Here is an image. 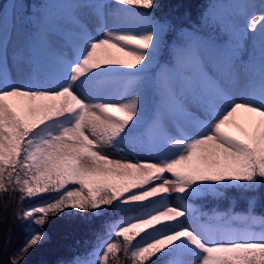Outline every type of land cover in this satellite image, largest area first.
Segmentation results:
<instances>
[{"label": "snow or ice", "instance_id": "1", "mask_svg": "<svg viewBox=\"0 0 264 264\" xmlns=\"http://www.w3.org/2000/svg\"><path fill=\"white\" fill-rule=\"evenodd\" d=\"M162 7L0 0V192L24 229L11 253L0 237L7 264L66 215L107 217L108 239L59 264H264V0Z\"/></svg>", "mask_w": 264, "mask_h": 264}, {"label": "trees", "instance_id": "2", "mask_svg": "<svg viewBox=\"0 0 264 264\" xmlns=\"http://www.w3.org/2000/svg\"><path fill=\"white\" fill-rule=\"evenodd\" d=\"M7 0H5L6 3ZM31 8L34 0H20ZM208 0H160L162 8L157 9V14L167 13L181 20L195 22L199 18L200 12L204 9ZM235 195V194H234ZM19 193L0 192V237L6 235L11 228V243L8 246V253H11L23 241L24 229L18 222H13V213L21 207L18 202ZM38 200L27 201L26 205L31 206L38 203ZM238 207H243L244 202L236 196ZM7 205V212H5ZM229 206V201H223L219 210L224 211ZM212 203L209 202L205 211H210ZM258 214H264V202L258 208ZM107 217L95 218L91 216L75 215L62 216L53 219L48 225L50 239L42 247L32 252L25 258V264H59L62 259L72 257L74 254L81 256L87 255L97 244V236L103 239L108 238L104 221ZM3 240L0 239V247ZM120 264H131L125 258L123 252L117 254ZM0 264H7V255L0 252Z\"/></svg>", "mask_w": 264, "mask_h": 264}, {"label": "rangeland", "instance_id": "3", "mask_svg": "<svg viewBox=\"0 0 264 264\" xmlns=\"http://www.w3.org/2000/svg\"><path fill=\"white\" fill-rule=\"evenodd\" d=\"M8 2H11V0H7L6 1V3H8ZM21 2V1H20ZM117 56H120L121 58H124V59H128V58H126V57H123L122 56V54H119V53H117L116 54ZM113 88L114 89H118L119 88V85H113ZM241 123H243V119L241 118ZM172 203H175V200L173 199L172 200ZM106 239H108V238H106ZM120 241H121V243H122V238H120ZM96 245V244H95ZM95 246H93V248H94ZM93 248H92V250H93ZM120 252H118L117 254H119Z\"/></svg>", "mask_w": 264, "mask_h": 264}]
</instances>
